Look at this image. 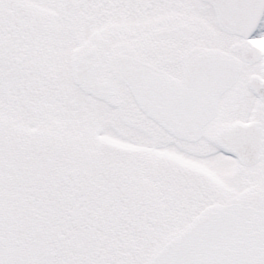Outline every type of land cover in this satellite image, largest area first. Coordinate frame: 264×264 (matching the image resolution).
<instances>
[{
  "label": "snow or ice",
  "instance_id": "obj_1",
  "mask_svg": "<svg viewBox=\"0 0 264 264\" xmlns=\"http://www.w3.org/2000/svg\"><path fill=\"white\" fill-rule=\"evenodd\" d=\"M0 264H264V0H0Z\"/></svg>",
  "mask_w": 264,
  "mask_h": 264
}]
</instances>
